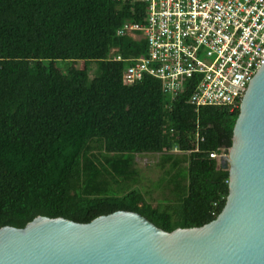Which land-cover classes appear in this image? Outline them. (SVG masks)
I'll return each instance as SVG.
<instances>
[{"label": "trees", "instance_id": "1", "mask_svg": "<svg viewBox=\"0 0 264 264\" xmlns=\"http://www.w3.org/2000/svg\"><path fill=\"white\" fill-rule=\"evenodd\" d=\"M125 23L144 24L145 6L0 0V229L124 211L171 233L221 213L228 172L209 154L231 148L240 104L196 112L193 85L172 104L155 79L123 85L127 61L146 54L144 40L117 36ZM59 61L85 67L62 70ZM143 155L161 158L171 196L163 205L135 188Z\"/></svg>", "mask_w": 264, "mask_h": 264}, {"label": "water", "instance_id": "2", "mask_svg": "<svg viewBox=\"0 0 264 264\" xmlns=\"http://www.w3.org/2000/svg\"><path fill=\"white\" fill-rule=\"evenodd\" d=\"M220 166L228 196L207 225L167 233L124 211L88 224L37 217L22 229H0V264H264V61Z\"/></svg>", "mask_w": 264, "mask_h": 264}, {"label": "built area", "instance_id": "3", "mask_svg": "<svg viewBox=\"0 0 264 264\" xmlns=\"http://www.w3.org/2000/svg\"><path fill=\"white\" fill-rule=\"evenodd\" d=\"M112 1L145 6L144 24L125 23L116 33L146 43L144 56L127 61L123 85L155 79L170 104L193 85L188 104L196 112L240 104L264 61V0ZM229 151L219 149L209 158L221 167Z\"/></svg>", "mask_w": 264, "mask_h": 264}, {"label": "rangeland", "instance_id": "4", "mask_svg": "<svg viewBox=\"0 0 264 264\" xmlns=\"http://www.w3.org/2000/svg\"><path fill=\"white\" fill-rule=\"evenodd\" d=\"M57 66L61 67L62 70L66 68L73 70L83 69L84 63L82 62H57ZM90 75L93 73L95 68L94 65L87 66ZM160 156L159 155H143L135 157V165L138 171V182L135 188L141 191L148 203L153 207L163 205L167 200H171V196L167 191L166 182L163 179L166 178L165 170L160 167Z\"/></svg>", "mask_w": 264, "mask_h": 264}]
</instances>
